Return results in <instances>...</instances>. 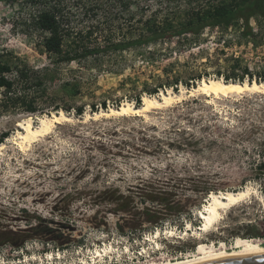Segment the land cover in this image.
Returning <instances> with one entry per match:
<instances>
[{
    "label": "rangeland",
    "instance_id": "obj_1",
    "mask_svg": "<svg viewBox=\"0 0 264 264\" xmlns=\"http://www.w3.org/2000/svg\"><path fill=\"white\" fill-rule=\"evenodd\" d=\"M225 2H0V61L10 66L13 84L0 89V141L8 134L0 142V229L24 231L42 219L54 230L20 247L2 246L0 264H170L203 256V246L222 252L264 241V93H191L202 80L249 83L245 69L264 83V25L251 21L254 38L242 35L240 21L63 60L136 41L151 29L185 26ZM52 9L61 55L46 51L50 34L37 25L40 13ZM169 93L174 100L161 108L109 113ZM61 112L68 120L48 135L30 145L14 139L24 132L19 123L32 118L38 126ZM247 187L250 198L203 229L211 194ZM150 193L170 205L157 214L159 225L141 224L137 214L161 210L142 200ZM122 203L131 212L119 211Z\"/></svg>",
    "mask_w": 264,
    "mask_h": 264
},
{
    "label": "trees",
    "instance_id": "obj_2",
    "mask_svg": "<svg viewBox=\"0 0 264 264\" xmlns=\"http://www.w3.org/2000/svg\"><path fill=\"white\" fill-rule=\"evenodd\" d=\"M21 0H0V2H8L12 4L19 3ZM32 4L40 3L41 1L49 0H27ZM256 20L259 26L263 28L264 25V0H230L228 3H220L213 8L209 9L205 13H197L193 15L189 23L181 27H168L164 30L160 29H151L148 35L142 36L140 39L128 42V43H117L105 48H97L93 50H87L81 55H66L63 57L65 62H72L74 60L80 59L81 57H86L89 55H96L100 52H109V51H125L132 46H143L147 43H152L157 40L162 39H171L174 37H179L185 34H194L199 35L207 27H222L229 28L232 24L236 22L243 21V36L244 37H256L255 30L251 26V21ZM38 27L45 32H48L50 36L45 40L44 47L48 53L61 55L63 52V36L60 32V22L58 17V12L54 9L44 11L40 13L37 19ZM11 72L9 65L0 61V89L12 88V82L6 77V74ZM244 74L249 76V84L253 83L251 74L248 69H245ZM240 78V77H239ZM244 77H241L237 83H244ZM225 82H229L230 77H226ZM256 82L259 83L257 80ZM260 84V83H259ZM106 108V105H103ZM82 109L77 110V114L81 115ZM8 137V134L3 136V139ZM1 139L0 142H3ZM145 202L152 203L153 205L161 206V210L153 211L149 208H144L143 211L138 212L141 216V224H157L159 225L160 221L163 219L157 216L161 211L170 207L168 201L163 198L158 197L157 195H146V198L142 199ZM121 208L119 211L122 213L131 212L128 204H120ZM136 208V207H135ZM168 210H171L169 208ZM42 219H39L38 223L31 225L28 229H17L13 230H1L0 229V248L2 246H12L20 247L23 246L25 242L29 240L30 237H43L48 236L54 232L49 225H43ZM31 232L32 235L28 236V233ZM262 236V235H261ZM264 237V236H263Z\"/></svg>",
    "mask_w": 264,
    "mask_h": 264
},
{
    "label": "bare ground",
    "instance_id": "obj_3",
    "mask_svg": "<svg viewBox=\"0 0 264 264\" xmlns=\"http://www.w3.org/2000/svg\"><path fill=\"white\" fill-rule=\"evenodd\" d=\"M194 92H200L206 96H214L215 98L229 97L233 94L242 95L244 93H264V83L258 84L253 82L252 84H249L247 82H225L220 79L202 80L197 88H193L191 90V93ZM173 100L174 96L172 93H169L168 95L163 94L161 99L146 95L143 97V105L139 108L134 107L130 103H125L119 109H111L109 113L117 115L132 113L138 115L142 112L150 111L151 109L161 108L168 105ZM102 114L107 115L108 113L102 112ZM64 120L67 121L68 118L63 112L51 117L45 116L41 118L38 126H35L32 118H29L19 123V126L24 132L18 133L14 139L21 140L22 145L24 143H28V145H30L32 142L38 140V138L48 135L54 124L60 123V121ZM3 147L4 146L0 144V149ZM251 195H253V189L248 187L247 189L236 192L211 194L209 204L206 205L204 207V211L201 212V218L204 220L203 229H210L214 223L222 219L221 211H225L228 208L243 202L244 200L250 198ZM200 254L203 256L170 264H207L241 256L263 255L264 241L261 243H253L251 241L238 242L235 249L225 250L222 252L214 251L209 246H203L200 249Z\"/></svg>",
    "mask_w": 264,
    "mask_h": 264
},
{
    "label": "water",
    "instance_id": "obj_4",
    "mask_svg": "<svg viewBox=\"0 0 264 264\" xmlns=\"http://www.w3.org/2000/svg\"><path fill=\"white\" fill-rule=\"evenodd\" d=\"M207 264H264V254L256 256H241Z\"/></svg>",
    "mask_w": 264,
    "mask_h": 264
}]
</instances>
